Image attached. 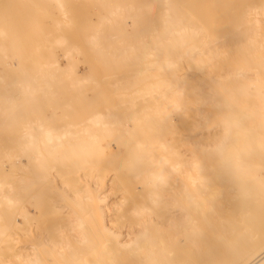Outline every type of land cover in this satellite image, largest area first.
Returning a JSON list of instances; mask_svg holds the SVG:
<instances>
[{
    "label": "bare ground",
    "instance_id": "bare-ground-1",
    "mask_svg": "<svg viewBox=\"0 0 264 264\" xmlns=\"http://www.w3.org/2000/svg\"><path fill=\"white\" fill-rule=\"evenodd\" d=\"M94 1L96 69L0 87V264H264V0Z\"/></svg>",
    "mask_w": 264,
    "mask_h": 264
},
{
    "label": "rangeland",
    "instance_id": "rangeland-1",
    "mask_svg": "<svg viewBox=\"0 0 264 264\" xmlns=\"http://www.w3.org/2000/svg\"><path fill=\"white\" fill-rule=\"evenodd\" d=\"M100 8L94 0H0V87L41 85L42 76L45 82L67 86L83 77L89 66L96 69V55L87 51L85 35L88 22L97 24ZM253 17L259 24V15ZM52 59L60 69L69 66L72 71L47 79L55 71L49 65ZM206 80L199 78L194 84L209 86Z\"/></svg>",
    "mask_w": 264,
    "mask_h": 264
}]
</instances>
